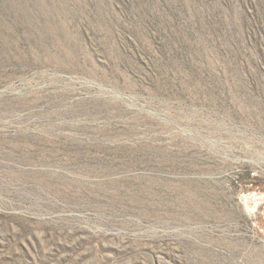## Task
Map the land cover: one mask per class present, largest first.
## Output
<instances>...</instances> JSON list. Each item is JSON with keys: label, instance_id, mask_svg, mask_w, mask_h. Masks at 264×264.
<instances>
[{"label": "rangeland", "instance_id": "obj_1", "mask_svg": "<svg viewBox=\"0 0 264 264\" xmlns=\"http://www.w3.org/2000/svg\"><path fill=\"white\" fill-rule=\"evenodd\" d=\"M0 264H264V0H0Z\"/></svg>", "mask_w": 264, "mask_h": 264}, {"label": "trees", "instance_id": "obj_2", "mask_svg": "<svg viewBox=\"0 0 264 264\" xmlns=\"http://www.w3.org/2000/svg\"><path fill=\"white\" fill-rule=\"evenodd\" d=\"M255 177H252L251 175H250V173H247L246 174V176H245V179L248 181V180H250L251 181V179H254Z\"/></svg>", "mask_w": 264, "mask_h": 264}]
</instances>
